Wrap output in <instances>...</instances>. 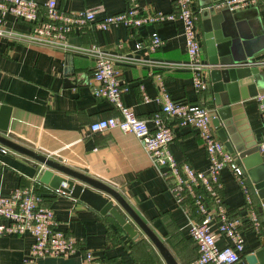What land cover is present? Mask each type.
<instances>
[{
    "label": "crops",
    "instance_id": "obj_1",
    "mask_svg": "<svg viewBox=\"0 0 264 264\" xmlns=\"http://www.w3.org/2000/svg\"><path fill=\"white\" fill-rule=\"evenodd\" d=\"M34 1L42 5L47 0ZM219 1L192 0V9L196 12L199 5ZM258 1L256 6L236 10L233 17L243 26L246 39H256L252 53L264 51V3ZM134 2L142 10L175 11L174 0ZM55 3L64 12L95 10L94 17L99 20L124 11L129 0H55ZM2 28L11 36L0 37V106L9 109L10 119L7 132L0 135L23 147L36 149L48 158L56 154L55 160L60 158L61 164L65 162L63 165L118 192L175 262L188 264L196 256V247L187 233V215L175 205L161 176L164 169L151 163L132 134L116 129L98 133L88 130L89 124L118 117V113L108 102L91 95L93 60L79 51L96 47L116 57L114 68L124 89L122 103L152 130L151 117L160 110L156 77L161 78L173 103L207 109L210 106L209 94L206 90L200 94L194 91L187 70L162 66L186 60L180 22L164 21L136 29L114 25L105 31H72L65 35L61 45L25 41L23 37L30 33L29 25L11 16L4 18ZM197 30L205 61L198 16ZM152 33L160 38L161 44L154 52H148L146 46ZM137 43L142 47L136 48ZM257 58L264 59V53ZM208 73L209 69L203 74L206 85ZM262 91L264 88L258 93ZM240 105V116L250 138L264 140L255 98ZM165 120L172 132L168 144L172 158L177 163L188 164L196 172L206 171L208 162L195 131L178 128L171 119ZM2 149L0 146L1 197L35 180L42 206L53 213L56 230L71 235L79 248L92 253L98 264H159L158 253L129 219L132 228L127 232L111 216H102L79 200L41 184L38 180L41 168L34 161L6 149L1 153ZM220 183L219 195L227 216L229 220L239 221L243 241L242 255L236 264H247L245 258L259 247L264 216L255 205L260 222V231L255 233L245 219L240 190L227 169L220 172ZM117 209L121 211L118 206ZM30 244L28 234L0 237V264H21ZM215 244L222 248L228 242L216 235ZM36 264H81V258L75 253L67 258L38 259Z\"/></svg>",
    "mask_w": 264,
    "mask_h": 264
},
{
    "label": "built area",
    "instance_id": "obj_2",
    "mask_svg": "<svg viewBox=\"0 0 264 264\" xmlns=\"http://www.w3.org/2000/svg\"><path fill=\"white\" fill-rule=\"evenodd\" d=\"M258 3V0H220L214 7L236 11L256 6ZM174 7V12L161 13L142 10L134 0H129L124 11L96 20L95 10L64 12L57 7L55 0H47L42 5L34 0H0V37L11 36V33L2 28L6 16L29 25L30 33L23 37L25 41L49 45H61L65 35L72 31H105L114 25L136 29L177 20L181 25L186 60L164 63L162 66L187 70L194 91L200 94L207 88L203 74L209 66L201 56L197 37V14L192 9V0H174ZM160 44V38L152 33L146 50L154 52ZM135 47L141 48L142 44L137 43ZM79 51L93 60L91 95L95 99L108 102L118 113V117L100 119L89 124L88 130L98 133L116 129L124 134H132L151 163L164 169L161 176L166 181L167 190L175 205L187 215V233L196 247V256L188 264H236L242 255L243 241L239 221L229 220L220 198V172L227 169L231 173L243 199L245 219L255 233L260 231L255 205L260 207V204L255 190L217 139L210 123L211 112L203 106L173 103L162 86L161 78L156 77L160 110L152 115L154 129L150 130L146 121L138 119L122 103L124 89L114 68L116 57L96 47ZM249 66L262 70L264 59L256 58ZM143 100L147 99L143 97ZM255 101L264 130V91L256 95ZM165 119L174 121L178 128L195 131L208 162L206 171L196 172L188 164L177 163L172 158L168 150L172 132ZM1 152H5L4 148ZM35 184L34 180L31 185L14 189L7 197L0 196V237L23 234L31 237V244L21 264H36L42 258H67L75 253L80 256L81 264H98L92 253L79 248L71 235L56 230L53 213L42 206V197ZM189 208L192 215L187 213ZM216 235L225 237L228 244L218 248L215 244Z\"/></svg>",
    "mask_w": 264,
    "mask_h": 264
},
{
    "label": "water",
    "instance_id": "obj_3",
    "mask_svg": "<svg viewBox=\"0 0 264 264\" xmlns=\"http://www.w3.org/2000/svg\"><path fill=\"white\" fill-rule=\"evenodd\" d=\"M215 4L205 3L196 9L205 63L210 67L206 88L211 98L208 107L210 123L224 150L255 190L264 216V140L250 138L240 116V102L255 98L258 91L264 88V70L249 66L264 51L252 53L256 39L244 37L243 26L233 18L235 11L216 9ZM9 119V109L0 106L1 133L7 132ZM0 146L37 163L41 168L38 171L41 184L79 200L102 216H111L127 232L132 228L129 219L152 244L163 264H177L118 192L1 135ZM245 261L247 264H264V231L258 249Z\"/></svg>",
    "mask_w": 264,
    "mask_h": 264
},
{
    "label": "rangeland",
    "instance_id": "obj_4",
    "mask_svg": "<svg viewBox=\"0 0 264 264\" xmlns=\"http://www.w3.org/2000/svg\"><path fill=\"white\" fill-rule=\"evenodd\" d=\"M26 148H28V147H26ZM28 149H30V150H32V148H28ZM34 150V149H33ZM36 153H38L39 151L38 150H34ZM55 158H57V156H56V154H53V155H51L50 157H49V159H51V160H54V161H56V162H59V163H62V161H61V159L60 158H58V160H55ZM63 164H65V162H63ZM66 165V164H65ZM68 166V165H67ZM122 213V212H121ZM159 264H163V262H162V260H160L159 261Z\"/></svg>",
    "mask_w": 264,
    "mask_h": 264
},
{
    "label": "trees",
    "instance_id": "obj_5",
    "mask_svg": "<svg viewBox=\"0 0 264 264\" xmlns=\"http://www.w3.org/2000/svg\"><path fill=\"white\" fill-rule=\"evenodd\" d=\"M263 1V0H262ZM264 3V2H263ZM188 215H192V210L189 208L187 211Z\"/></svg>",
    "mask_w": 264,
    "mask_h": 264
}]
</instances>
